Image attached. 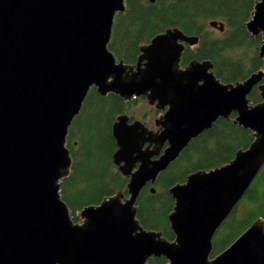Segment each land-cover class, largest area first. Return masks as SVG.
I'll list each match as a JSON object with an SVG mask.
<instances>
[{
  "label": "water",
  "instance_id": "obj_1",
  "mask_svg": "<svg viewBox=\"0 0 264 264\" xmlns=\"http://www.w3.org/2000/svg\"><path fill=\"white\" fill-rule=\"evenodd\" d=\"M154 1V0H151ZM125 0H0V264H264V218L211 257L217 229L264 166V70L237 82L217 77L210 59L183 65L198 35L169 27L140 46L135 63L109 48ZM209 25L224 31L223 21ZM247 31L261 37L264 0H256ZM125 102L144 97L163 113L151 129L126 113L112 134L114 164L127 191L105 196L74 222L61 186L71 173L69 128L91 90ZM257 88L260 101L249 95ZM235 113L252 133L228 162L187 175L169 188L174 240L145 229L137 217L142 189L189 143Z\"/></svg>",
  "mask_w": 264,
  "mask_h": 264
},
{
  "label": "trees",
  "instance_id": "obj_2",
  "mask_svg": "<svg viewBox=\"0 0 264 264\" xmlns=\"http://www.w3.org/2000/svg\"><path fill=\"white\" fill-rule=\"evenodd\" d=\"M255 1L125 0V11L115 16L109 48L118 59L135 63L141 45L176 26L186 34L200 37L197 46L186 48L184 64L192 59H210L214 72L222 81H241L252 72L264 70V58L259 56L261 37L251 36L246 28ZM212 20L225 22L222 34L213 35L209 30ZM249 97L252 103L260 101L257 88ZM139 101H145V98L125 102L114 94L101 96L93 87L80 113L73 119L67 137L73 164L70 175L62 182L61 194L74 221L80 220L79 213L84 206L97 204L103 197L117 191H127L128 178L113 161L117 145L112 124L119 114L125 112L137 118L132 110ZM234 117L232 114L230 118H219L212 128L193 139L161 172L154 184L155 193L151 192L149 185L142 189L137 201L142 225L167 230V216L174 206L169 188L184 182L191 172L228 162L239 148L251 143L252 133L236 124ZM258 217L264 218V166L217 230L212 256L228 247ZM150 264H166V260L157 258Z\"/></svg>",
  "mask_w": 264,
  "mask_h": 264
},
{
  "label": "rangeland",
  "instance_id": "obj_3",
  "mask_svg": "<svg viewBox=\"0 0 264 264\" xmlns=\"http://www.w3.org/2000/svg\"><path fill=\"white\" fill-rule=\"evenodd\" d=\"M209 30L213 31V35H218L220 33L219 31L213 30L211 28H209ZM132 112L137 115V118L141 119L145 117L148 124H153L155 118L159 115L155 107L148 104L147 101H139L138 105L132 110ZM128 114L131 115L132 113L128 112Z\"/></svg>",
  "mask_w": 264,
  "mask_h": 264
},
{
  "label": "flooded vegetation",
  "instance_id": "obj_4",
  "mask_svg": "<svg viewBox=\"0 0 264 264\" xmlns=\"http://www.w3.org/2000/svg\"><path fill=\"white\" fill-rule=\"evenodd\" d=\"M157 113H159V115L162 113V111H157ZM158 115V116H159ZM157 118V117H156ZM155 118V119H156ZM142 119V118H141ZM143 120V119H142ZM143 121H145V123L151 128V129H156V125H155V120H154V123L153 124H148L147 123V120H146V118L144 117V120ZM144 226V225H143ZM144 228H146V229H148V230H155V231H160V232H162V235L166 238V239H168L169 241H172V240H174V237H175V234H174V232L171 230V228H170V222H169V218H168V216H167V230H162V229H160V228H153V227H145L144 226ZM157 259V257L156 258H153L152 260H149V263L150 262H153L154 260H156Z\"/></svg>",
  "mask_w": 264,
  "mask_h": 264
},
{
  "label": "bare ground",
  "instance_id": "obj_5",
  "mask_svg": "<svg viewBox=\"0 0 264 264\" xmlns=\"http://www.w3.org/2000/svg\"><path fill=\"white\" fill-rule=\"evenodd\" d=\"M158 6V5H157ZM172 27V26H171ZM112 49V48H111ZM121 53V52H120ZM215 55V54H214ZM97 110V109H96ZM206 132V131H205ZM210 139V138H209ZM207 142V141H206ZM174 169V168H173ZM164 177V176H163ZM62 187V186H61ZM164 197V196H163ZM157 204V203H156ZM146 213V212H145ZM244 230V229H243Z\"/></svg>",
  "mask_w": 264,
  "mask_h": 264
}]
</instances>
